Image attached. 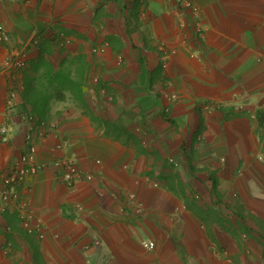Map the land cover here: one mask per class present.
Segmentation results:
<instances>
[{
  "label": "crops",
  "instance_id": "1",
  "mask_svg": "<svg viewBox=\"0 0 264 264\" xmlns=\"http://www.w3.org/2000/svg\"><path fill=\"white\" fill-rule=\"evenodd\" d=\"M0 25V264H264V0H0ZM17 48L25 65L3 68ZM25 111L42 168L19 199L42 238L1 197ZM65 155L93 178L61 182Z\"/></svg>",
  "mask_w": 264,
  "mask_h": 264
},
{
  "label": "built area",
  "instance_id": "2",
  "mask_svg": "<svg viewBox=\"0 0 264 264\" xmlns=\"http://www.w3.org/2000/svg\"><path fill=\"white\" fill-rule=\"evenodd\" d=\"M9 36L7 33L4 32L3 27L0 25V41L2 42H8ZM105 51V47L103 46H94L92 48V52L94 53H103ZM24 54L23 51L20 49L19 51L12 53L9 55L3 62L2 67L3 68H10L13 71H17L19 68L24 66ZM16 72H10L8 77V98L6 100V103L11 108L15 104V98L18 93V89L15 87V82L17 81ZM93 83L97 82V77H94L92 80ZM263 87V95H264V80L262 82ZM169 99L175 98V95H167ZM202 108L206 112H210L212 109V105L209 103H203ZM262 108L264 109V102L262 104ZM22 121L24 124L27 125L28 133L25 136L26 144H27V150L24 154L19 156V159L16 163H12L10 168H8L7 173H4L1 178V196L4 201L9 200H15L18 199V186L19 184L24 180L25 176L30 174H35L38 170L42 168V166L38 163H34L30 166H26L25 164L28 162V160H32L37 151L38 146L36 143L33 142V138L31 135V129H32V122L34 121L35 117L32 113L29 111H25L22 113L21 116ZM46 131H41L38 133V142H45L46 140ZM8 136V130L5 125L0 126V140H6ZM37 142V143H38ZM67 144V140L63 141V145ZM59 147V146H57ZM95 163H100V160H95ZM54 165L59 169L60 173L59 179L61 182H63L65 185L71 187L74 183H76L79 180H86L89 181L93 178V175L89 172L83 171L77 159L73 155H65L62 158L54 161ZM19 202V212H20V219L24 226V229L29 234H35L38 238L44 237L46 226L40 220L36 215V210L33 207V205L27 201V200H20ZM94 245H99L100 242L98 239H93ZM141 245L151 250L154 248L155 244L152 240H141ZM82 264H88L87 262H84ZM104 264H110V262H106Z\"/></svg>",
  "mask_w": 264,
  "mask_h": 264
},
{
  "label": "trees",
  "instance_id": "3",
  "mask_svg": "<svg viewBox=\"0 0 264 264\" xmlns=\"http://www.w3.org/2000/svg\"><path fill=\"white\" fill-rule=\"evenodd\" d=\"M46 70H48V66H46ZM45 74L47 75L45 82L49 85H51L54 82L56 84V86H62V85L68 84V82H69L68 78L66 76H64L63 74L61 75V73H59V72H56V76H53V74H51L50 71H46ZM73 82H71V84L74 85ZM74 86L77 87V85H74ZM41 97H42V99H40V104L39 105L36 104L34 106V109L37 112L45 111V109L43 107L45 106V104L47 103V100H48L47 95H42Z\"/></svg>",
  "mask_w": 264,
  "mask_h": 264
},
{
  "label": "clouds",
  "instance_id": "4",
  "mask_svg": "<svg viewBox=\"0 0 264 264\" xmlns=\"http://www.w3.org/2000/svg\"><path fill=\"white\" fill-rule=\"evenodd\" d=\"M20 50V48H17V51H19ZM17 51H15V52H17ZM25 52H23V54H24ZM24 58H25V54H24ZM25 65V64H24ZM22 68V67H21ZM21 68H19L17 71H19ZM264 80V79H263ZM203 103H209V104H211L212 105V109H211V111L214 109V107H215V105L216 104H214V103H210V102H203ZM202 103V104H203ZM202 104H201V107H202ZM210 111V112H211ZM18 193H19V191H18ZM2 197V196H1ZM3 200V199H2ZM15 200H18V201H20V199H19V195H18V199H15ZM4 201V200H3ZM5 202V201H4ZM27 232V231H26ZM28 233V232H27Z\"/></svg>",
  "mask_w": 264,
  "mask_h": 264
}]
</instances>
